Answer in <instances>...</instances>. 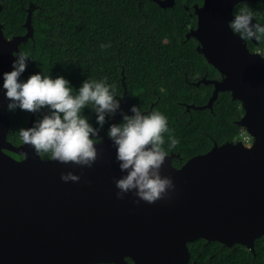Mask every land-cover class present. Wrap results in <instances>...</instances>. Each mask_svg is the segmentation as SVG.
Here are the masks:
<instances>
[{
  "label": "water",
  "instance_id": "obj_1",
  "mask_svg": "<svg viewBox=\"0 0 264 264\" xmlns=\"http://www.w3.org/2000/svg\"><path fill=\"white\" fill-rule=\"evenodd\" d=\"M151 1L163 9L175 3ZM245 1L264 6V0H203L193 6L196 25L185 38L196 41L197 53L220 79L195 83L213 91L205 105H188L186 111L211 110L218 94L228 93L243 112L236 125L251 142L214 144L179 169L168 155L160 173L175 188L154 203L134 204L130 194L116 198L113 181L122 173L100 130L90 168L43 159L26 144L13 146L0 93V264H124L126 258L133 264H188L187 244L198 239L253 251L264 237V57L249 52L226 27L234 7ZM33 9L27 8L24 35L7 39L0 24V73L11 70L20 44L32 38ZM32 122L33 115L27 127ZM67 171L79 180L61 181Z\"/></svg>",
  "mask_w": 264,
  "mask_h": 264
},
{
  "label": "trees",
  "instance_id": "obj_2",
  "mask_svg": "<svg viewBox=\"0 0 264 264\" xmlns=\"http://www.w3.org/2000/svg\"><path fill=\"white\" fill-rule=\"evenodd\" d=\"M202 2L175 0L172 8L163 9L151 0H0V24L7 39L24 35L22 25L32 5L33 35L19 46V53L29 58L19 79L42 72L63 76L73 88L86 78L105 79L121 96L120 110L106 116L100 132L106 134L115 116V123L120 122L121 111L128 114L125 90L128 106L159 111L167 118L165 147L169 135L176 138L178 143L170 152L179 153L184 162L208 152L214 144L236 142L241 133L236 122L243 112L228 93H219L211 110L185 112V105L207 103L213 86L194 84L210 80L216 72L197 53L196 41L185 38L196 25L193 6L200 7ZM244 3L254 10L255 21L264 23V6L259 1L241 2L233 12ZM244 42L249 52L259 51L264 57V38L256 44ZM41 114L46 110L39 114L7 111V141L19 145L17 129L27 127L32 115L34 120ZM84 114L96 127L95 112L86 108ZM179 165L174 160L173 166ZM187 249L188 264H264V237L254 242L252 252L203 239L188 243Z\"/></svg>",
  "mask_w": 264,
  "mask_h": 264
},
{
  "label": "clouds",
  "instance_id": "obj_3",
  "mask_svg": "<svg viewBox=\"0 0 264 264\" xmlns=\"http://www.w3.org/2000/svg\"><path fill=\"white\" fill-rule=\"evenodd\" d=\"M244 7L231 13L226 21L230 33L242 41H261L264 23L255 21L254 10ZM103 47V45H102ZM26 53H17L11 61V70L0 73V93L7 101L5 110L17 109L28 113H41L30 127H20V142L29 145L36 154L47 155L61 164L71 163L80 168L92 167L100 143L97 133L120 110L114 86L105 79L86 78L73 88L63 76L55 77L36 72L21 80L28 59ZM95 112L96 127L89 123L84 109ZM131 115L121 111V120L110 124L106 136L115 150V161L122 173L113 183L115 196L122 199L130 194L132 202L148 204L163 199L175 185L171 177L162 176L160 169L178 140L168 136L165 147L164 134L168 132L167 118L159 111L141 110L130 106ZM63 182H76L79 176L72 171L61 172Z\"/></svg>",
  "mask_w": 264,
  "mask_h": 264
},
{
  "label": "flooded vegetation",
  "instance_id": "obj_4",
  "mask_svg": "<svg viewBox=\"0 0 264 264\" xmlns=\"http://www.w3.org/2000/svg\"><path fill=\"white\" fill-rule=\"evenodd\" d=\"M215 74L210 80H218L219 79V78L215 77ZM185 112H186V105H185ZM170 155L172 156V159L170 160V164H171L172 167H174L176 169H179L186 162V160L184 162H182V159L180 158L179 153L170 152ZM174 160H177L180 163L179 167L173 166ZM125 262H126V264H133L130 260H127V259H125Z\"/></svg>",
  "mask_w": 264,
  "mask_h": 264
},
{
  "label": "built area",
  "instance_id": "obj_5",
  "mask_svg": "<svg viewBox=\"0 0 264 264\" xmlns=\"http://www.w3.org/2000/svg\"><path fill=\"white\" fill-rule=\"evenodd\" d=\"M238 140L243 141L245 144H249L250 141V137L244 133V131L241 129V133L239 134Z\"/></svg>",
  "mask_w": 264,
  "mask_h": 264
},
{
  "label": "rangeland",
  "instance_id": "obj_6",
  "mask_svg": "<svg viewBox=\"0 0 264 264\" xmlns=\"http://www.w3.org/2000/svg\"><path fill=\"white\" fill-rule=\"evenodd\" d=\"M255 52H259V51H255ZM215 73H216V72H215ZM215 77H217V78H219V79H220V77H219L218 73H216V74H215ZM219 79H218V80H219ZM124 264H126V262H124Z\"/></svg>",
  "mask_w": 264,
  "mask_h": 264
}]
</instances>
